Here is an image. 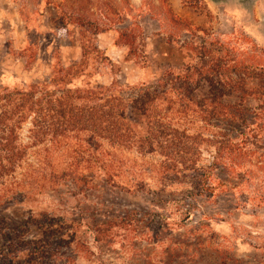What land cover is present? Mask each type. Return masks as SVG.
Instances as JSON below:
<instances>
[{
  "label": "rangeland",
  "instance_id": "374dc122",
  "mask_svg": "<svg viewBox=\"0 0 264 264\" xmlns=\"http://www.w3.org/2000/svg\"><path fill=\"white\" fill-rule=\"evenodd\" d=\"M95 1L111 6L114 13L120 10L130 14L132 19L121 25L140 21L145 38L148 36L151 42L150 50L146 46V67L126 60L124 50L118 58L111 56L120 67L118 73V66L103 67L89 77L94 85H108L115 78L123 87L119 94L128 98L136 95L135 87L157 85L166 74L164 79L169 83L165 86V103L177 126L210 135L217 127L232 129L237 125L228 118L210 124L202 121L203 110L212 105L208 79L241 75L251 87L264 80L260 75L264 67V0H255L252 6L211 0ZM168 5L182 24H165L151 15L167 14ZM2 14L20 17L23 36L3 39L1 34L6 36L9 30L0 29V88H23L47 81L59 60L67 66L81 59L79 29L74 25L58 27L55 18L59 10L54 4L0 0V17ZM219 59L229 65L241 64L216 73L208 71V66L201 74L192 70L201 60L211 63ZM186 73L189 78L185 81L180 77ZM228 89L223 91L228 93L224 100L236 104L240 91L230 94ZM250 90L244 103L251 112L249 121L257 124L260 121L252 110L261 103L260 96ZM28 127L22 129L24 141H28ZM116 152L118 159L109 169L112 176L107 179V175L95 173L93 189L76 196L65 189L60 194L48 193L38 202L20 205L15 214L32 208L75 217L79 224L77 237L94 253L100 252L107 264H264V205L244 204V197L232 189L193 195L187 190V179L163 170L161 155H141L134 149ZM212 154L213 148L203 149L199 163L210 164ZM55 156L58 167H62L68 155L60 151ZM218 177L224 176L218 173ZM249 187L253 191L257 184ZM30 234L38 238L42 231L33 228ZM77 263L92 264L85 258Z\"/></svg>",
  "mask_w": 264,
  "mask_h": 264
},
{
  "label": "trees",
  "instance_id": "16d2710c",
  "mask_svg": "<svg viewBox=\"0 0 264 264\" xmlns=\"http://www.w3.org/2000/svg\"><path fill=\"white\" fill-rule=\"evenodd\" d=\"M34 1L58 8V27L74 25L79 29L82 57L67 66L59 60L47 81L23 88H0V264H78L79 258L107 264L100 252L94 253L77 237L75 217L48 209L30 208L21 215L15 210L27 202H38L48 193L60 194L62 189L74 196L93 189L95 173H103L107 179L112 176L109 169L118 159L116 149L161 155L163 170L187 179V190L193 195L232 189L244 197V204L264 205V80L251 87L241 75L208 79L212 105L203 110L202 121L210 124L228 118L237 125L232 129L217 127L210 135L191 133L177 126L168 114L166 74L157 85L135 87L136 95L128 98L119 94L123 87L115 78L108 85H94L89 80L103 67L118 66L115 73L120 70L96 44L97 35L103 31L116 30L115 44L127 48L125 59L134 60L141 68L147 66L140 21L118 28L132 17L120 10L114 13L102 1ZM151 14L165 24L183 23L169 5L167 14ZM237 64L229 65L225 59L211 63L201 60L190 67L201 74L208 67L216 73ZM260 70L264 75V67ZM180 78L186 81L189 75ZM227 88L230 94L240 91L236 104L224 100ZM250 88L260 96L261 103L252 110L260 121L257 124L249 121L251 112L244 103ZM27 124L28 141H24L22 129ZM208 147L213 148V160L200 164L203 149ZM60 151L68 155L62 167H58L55 156ZM254 182L257 187L251 191L249 185ZM33 228L42 235H31Z\"/></svg>",
  "mask_w": 264,
  "mask_h": 264
},
{
  "label": "crops",
  "instance_id": "0c3cea01",
  "mask_svg": "<svg viewBox=\"0 0 264 264\" xmlns=\"http://www.w3.org/2000/svg\"><path fill=\"white\" fill-rule=\"evenodd\" d=\"M132 6L136 10V6L135 5H132ZM2 12H4V11L2 10ZM151 15H153V14H151ZM153 16L157 17L155 15H153ZM19 18L20 17L16 14L13 16H9V15L7 16V15H3V14L1 15V17H0V29H5V27H7L9 30V34L6 36H2V34H1V38L8 39V38H18V37L23 36L22 33L20 32L21 26L19 27ZM157 19H159V18L157 17ZM159 21L162 22L161 19H159ZM122 26L123 25H121V24L117 25L118 28H121ZM12 28H15V31H12ZM117 34H118V32L116 30H110V31L100 32L97 35V38H96L97 46L99 48H101L102 50H104L109 57H111V56L113 57V55H114V57L118 58L122 55L124 50H127L126 46L115 44V39L117 38ZM22 39H24V38H22ZM146 39H147V41H145V50H146V46H147V49L150 50V47H149L150 46L149 44L151 42L150 38L148 36H146L145 40ZM154 46H155V44H153L151 48L152 49L156 48V46L155 47ZM124 54H126V53H124ZM112 57H111V59H112Z\"/></svg>",
  "mask_w": 264,
  "mask_h": 264
},
{
  "label": "water",
  "instance_id": "95a60500",
  "mask_svg": "<svg viewBox=\"0 0 264 264\" xmlns=\"http://www.w3.org/2000/svg\"><path fill=\"white\" fill-rule=\"evenodd\" d=\"M214 3L218 2H229V1H238L242 3L244 6H252L255 0H211ZM263 23H264V16L262 17Z\"/></svg>",
  "mask_w": 264,
  "mask_h": 264
}]
</instances>
